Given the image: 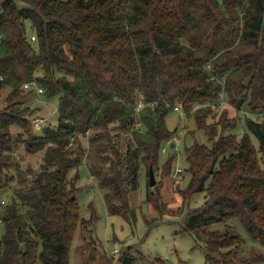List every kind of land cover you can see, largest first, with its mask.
<instances>
[{
  "label": "trees",
  "instance_id": "trees-1",
  "mask_svg": "<svg viewBox=\"0 0 264 264\" xmlns=\"http://www.w3.org/2000/svg\"><path fill=\"white\" fill-rule=\"evenodd\" d=\"M30 81L58 102L56 123L42 121V133L24 104ZM4 88L0 264H35L37 256L42 264H69L80 222L95 218L80 214L81 163L104 191L107 211L133 220L124 195L139 186L140 168L148 175L149 167L172 170L176 153L158 163L162 141L176 133L166 115L175 103L190 115L221 92L233 105L262 112L261 120L246 114L238 138L227 132L237 115L208 121L214 105L193 110L196 128L212 143L183 149L190 178L178 191L183 201L196 192L204 200L187 209L180 232L194 236L209 264L263 259L254 249L236 255L244 239L228 221L237 218L264 249V0H0ZM140 98L146 104L137 111ZM120 135L123 143L114 139ZM159 185L145 199L162 215L171 211ZM158 221L146 217L147 230ZM130 247L112 264H145Z\"/></svg>",
  "mask_w": 264,
  "mask_h": 264
},
{
  "label": "rangeland",
  "instance_id": "rangeland-1",
  "mask_svg": "<svg viewBox=\"0 0 264 264\" xmlns=\"http://www.w3.org/2000/svg\"><path fill=\"white\" fill-rule=\"evenodd\" d=\"M27 32L30 31V20L26 22ZM39 74H42L39 71ZM38 86H40L38 84ZM8 88L0 91V108L4 105V98L8 92ZM24 104L28 105L29 110L34 118H40L46 125H54L57 121V100L56 98L47 99L43 92H36L33 87L31 91L24 93ZM229 94L224 92L215 101H206L199 104L201 106L208 103L214 105L213 117H209L208 121H215L224 116L226 113L237 115V126L227 132H234L239 138L246 130L245 116L249 114L252 118L261 120L262 112L257 114L247 111L245 106L239 107L231 103ZM199 105H195L190 115L177 110H170L165 117L168 128H176V133L170 139L162 141L159 148V165L167 159L168 155L176 153V157L171 162V172L163 174L162 167L156 166L154 170L155 183H160L159 188L162 193V199L167 203V209L171 212H164L162 215L153 207L146 203L145 195L149 190H154V186L149 184L148 169L142 166L140 173V183L135 190H129L124 195L126 207L134 211V219H128L119 213H110L107 211L105 200L103 199L104 191L99 188L98 180L89 173L85 162L89 155L84 158V163L79 165L80 180L82 185L77 199L80 203V214L86 218L95 215L88 223L80 222L78 229L71 242L69 254V264H112L124 249L130 247L131 251L138 255V261L145 264H209L205 262L204 251L201 244L190 233H181L180 224L186 215L187 209L202 204L203 192L193 193L187 201H183L179 193V188H185L190 178L187 170L188 162L185 158L183 149L185 145L193 142L205 143L210 145L212 142L203 129H197L194 121L193 110ZM263 116V115H262ZM32 118V117H31ZM30 120V118H28ZM32 120V119H31ZM33 122V121H32ZM33 125L37 129L36 133H42L43 127L41 122ZM139 126V125H137ZM40 128V129H39ZM220 126L218 125V129ZM16 131L14 128L12 129ZM88 135V133H87ZM126 135H120L114 138L120 143L125 141ZM254 146L258 148V140L252 135ZM84 146L89 151V141L87 137L82 139ZM180 168V171H176ZM179 170V169H178ZM177 172V174L175 173ZM73 172V171H72ZM74 173V172H73ZM90 174V176H89ZM72 173L69 174L71 177ZM92 177V178H91ZM80 188V187H79ZM79 188L77 192H79ZM122 203V202H119ZM125 204H122V206ZM125 207V208H126ZM89 208V209H88ZM128 208V209H129ZM166 210V211H167ZM181 211V212H180ZM181 214H180V213ZM157 216L159 221L156 225L147 230L145 218L149 219ZM98 217V218H97ZM231 227L235 228L243 237L242 243L238 250V257H246L251 253V249L261 254L262 260H254L253 264H264V249L256 246L251 242L246 228L237 219L228 221ZM222 227V223L214 224L211 228ZM134 247V248H133ZM129 250V249H128ZM140 252V253H139ZM35 264H42L37 256Z\"/></svg>",
  "mask_w": 264,
  "mask_h": 264
},
{
  "label": "built area",
  "instance_id": "built-area-1",
  "mask_svg": "<svg viewBox=\"0 0 264 264\" xmlns=\"http://www.w3.org/2000/svg\"><path fill=\"white\" fill-rule=\"evenodd\" d=\"M31 39L32 40H34L35 39V36L34 35H31ZM23 86H24V88L25 89H31V87H34V88H36V92H41L42 91V88H41V86H38V84L35 82V81H30V82H26V83H24L23 84ZM146 103H145V101L142 99V98H140L139 100H138V102H137V104H136V110L138 111L143 105H145ZM173 109L174 110H177V111H179V112H183L181 109H180V106H178V104L177 103H175L174 105H173ZM33 117H35V116H32V121L34 122V124H37L38 122H42V119L40 120V118H34L33 119ZM140 123L139 122H137V124L136 125H139ZM179 169V170H178ZM176 168V171H180L181 169L180 168ZM175 171V173L177 174V172Z\"/></svg>",
  "mask_w": 264,
  "mask_h": 264
},
{
  "label": "water",
  "instance_id": "water-1",
  "mask_svg": "<svg viewBox=\"0 0 264 264\" xmlns=\"http://www.w3.org/2000/svg\"><path fill=\"white\" fill-rule=\"evenodd\" d=\"M150 170H149V184L150 185H155V178H154V171H153V168L149 167Z\"/></svg>",
  "mask_w": 264,
  "mask_h": 264
}]
</instances>
